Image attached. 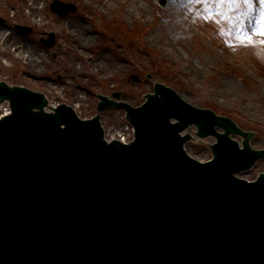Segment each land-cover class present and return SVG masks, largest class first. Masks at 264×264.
<instances>
[{
    "label": "water",
    "instance_id": "obj_1",
    "mask_svg": "<svg viewBox=\"0 0 264 264\" xmlns=\"http://www.w3.org/2000/svg\"><path fill=\"white\" fill-rule=\"evenodd\" d=\"M50 8L61 17L76 9L57 0ZM5 83L0 264H264V174L254 183L235 176L264 157L249 146L252 132L161 83L138 108L98 96V113L123 109L135 129L127 146L108 144L99 115L81 121L69 105L46 114L41 92ZM190 125L216 137L211 162L185 154ZM186 132L187 153L210 159L215 139ZM230 135L245 138L242 150Z\"/></svg>",
    "mask_w": 264,
    "mask_h": 264
},
{
    "label": "rangeland",
    "instance_id": "obj_2",
    "mask_svg": "<svg viewBox=\"0 0 264 264\" xmlns=\"http://www.w3.org/2000/svg\"><path fill=\"white\" fill-rule=\"evenodd\" d=\"M33 1L39 6L36 17L30 7ZM51 1L0 0V18L5 21L0 23V39L7 38L6 44L0 43L1 82L39 91L50 104L65 103L81 119L96 115L98 94L119 93V100L136 107L153 92L155 83H162L186 102L254 132L251 147L264 149V36L252 31L258 26L260 0H252L254 10L243 18L239 13L247 12L246 6L232 13L226 5L219 10L213 6L211 19L204 18L203 3L189 5V0H163V5L160 0H130L137 6L132 16H124L128 0L117 4L106 0L107 5L101 0H60L77 7L65 18L49 9ZM32 18L41 19V25ZM77 24L85 25L93 40L86 48L71 37L72 33L85 36ZM14 25L32 32L19 34ZM241 25L254 42L237 38ZM221 28L231 35L221 34ZM50 32L56 42L46 49L39 39ZM152 33L155 39L150 38ZM18 44L36 51L41 62L20 57L15 50ZM2 105L0 114L7 106ZM100 119L108 139L125 131L122 110H104ZM260 173H264V159L240 176L252 181Z\"/></svg>",
    "mask_w": 264,
    "mask_h": 264
},
{
    "label": "snow or ice",
    "instance_id": "obj_3",
    "mask_svg": "<svg viewBox=\"0 0 264 264\" xmlns=\"http://www.w3.org/2000/svg\"><path fill=\"white\" fill-rule=\"evenodd\" d=\"M262 7L259 10V17H258V26L254 27L252 31L257 32L259 35L264 36V0H260ZM189 3H203L206 8V15L204 16L205 19H211L213 16L212 8L215 6L218 10L223 9L224 6H227L228 13H232L237 9H241L242 6L247 7V12L240 11L239 16L241 18L245 17L254 10V5L252 3V0H189ZM228 13L221 12L220 14L224 17V19L232 21L231 15ZM221 34L225 35H231V32L228 29L221 28L220 29ZM237 38L254 42L252 41L251 34L247 31L246 27L241 25L237 32H236ZM261 43H264V41H261Z\"/></svg>",
    "mask_w": 264,
    "mask_h": 264
},
{
    "label": "bare ground",
    "instance_id": "obj_4",
    "mask_svg": "<svg viewBox=\"0 0 264 264\" xmlns=\"http://www.w3.org/2000/svg\"><path fill=\"white\" fill-rule=\"evenodd\" d=\"M102 1V4H106V0H101ZM114 3L116 2H119L118 0H110ZM123 3H125L127 0H122ZM130 5H128L127 7L125 6V15L124 16H132L133 13L135 12L137 6L134 2L128 0ZM120 3V2H119ZM117 4V3H116ZM107 5V4H106ZM119 5V4H118ZM189 5H191L189 3ZM121 6V5H120ZM31 7V10L33 11V17H36V16H39L37 13L39 12V6L35 4V1H33L30 5ZM121 7H124V6H121ZM187 7V6H186ZM180 9H182V7H179ZM32 21L34 22L35 25L39 24L41 25V19L39 21H36V18H32ZM77 27H78V31H80L81 33H84L85 36L82 37L80 34H77L75 36V33H72L71 34V37L72 38H75L77 41L80 42V47L82 48H86L88 47L91 43H92V38H91V35L89 34V31L86 30V26L85 25H82V27L77 24ZM154 34L152 33L150 35V38L151 39H155L154 38ZM6 39L7 38H1L0 39V43L3 42L4 44H6ZM6 42V43H5ZM7 46H10L9 44ZM17 51V53H19L23 59H26L27 61H30L31 63H35V62H41L42 60V57H40V55L34 51L32 48H29L28 46L24 45V44H18L17 45V49H15ZM115 64V63H114ZM120 68V66H118ZM99 68H102V65L99 66ZM129 142L126 143V145H128Z\"/></svg>",
    "mask_w": 264,
    "mask_h": 264
}]
</instances>
